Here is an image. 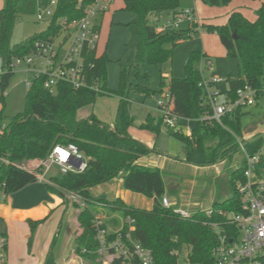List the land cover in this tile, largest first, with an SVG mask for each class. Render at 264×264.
I'll use <instances>...</instances> for the list:
<instances>
[{
  "label": "trees",
  "instance_id": "1",
  "mask_svg": "<svg viewBox=\"0 0 264 264\" xmlns=\"http://www.w3.org/2000/svg\"><path fill=\"white\" fill-rule=\"evenodd\" d=\"M232 1L200 0L205 6L217 8L227 7ZM251 1L260 2L254 11V20H248L240 11L232 10L227 14L224 25L203 26L207 32L217 34L227 58L239 61L240 73L228 75L226 79L228 89L222 96L227 101H234L237 91L245 86L254 91L255 100L264 94V0ZM50 2L3 0L0 10V184L4 185L5 192L8 195L14 194L36 183L33 172L18 169L13 164L43 161L55 147L72 144L87 160L85 171L80 174H58L52 178L55 186L46 185V190L57 195L65 204H68V199L64 191L77 194L88 204L87 208L81 209L75 216L81 230L75 239V252L86 264H102L101 257L96 254L97 244L92 226L93 216L99 213L95 205L104 209L103 216L107 226L112 229L118 227L124 218L131 217L134 220L135 239L151 251L154 264H177L174 254L183 249L188 250V259L193 264H215L211 253L218 245V232L228 235L236 232L221 213L243 212V202L236 189L243 177V166L230 174L228 196L212 203L210 216L205 211H197L190 218L184 219L175 213V206H162L161 199L165 194L162 172L158 168L137 165L136 162L150 151L129 134V129L134 125L130 94L140 95L143 100H147L159 95L165 86L161 80L158 89L151 88L149 75L141 71L142 66L163 65L170 61L173 48L187 40L190 32L194 31L192 28L187 32L181 29L164 34L155 31L159 21L152 24L151 19L158 20L163 15L168 17L179 11V0H122V10L135 17L137 42L134 61L130 66L121 68L115 91L107 89L106 53H98L97 48L90 60L95 64L94 74L101 82L100 94L86 89L75 90L66 84H59L55 92L50 94L43 88V81H35L26 92L23 112L4 123V94L14 75L10 67L13 59L27 54L36 40L57 33L61 26L60 20L79 19L84 8L94 0H56L54 15L46 30L11 46L10 38L16 19L22 15H34L37 7H46ZM234 34L236 38H233ZM203 55L200 52L190 54L184 67L186 85L180 90L179 97L172 91V85L169 88L171 112L173 99L179 100L186 109L187 118L195 121V126L189 135L172 129L167 130V133L185 145L187 155L197 151L205 164L211 166L223 161L238 148V141L246 142L241 128L244 108L225 116L221 124L208 119L210 112L198 87L200 74L196 64ZM100 96H115L119 99L112 126L100 121L93 113L86 119L78 120L77 112L93 105ZM262 124L264 126V119ZM162 126L163 120L159 116L156 120L147 118L138 128L158 136ZM263 144L264 138H257L246 143L244 149L252 155ZM259 168L264 169V156ZM121 173L123 188L153 200L151 209L127 206L120 198L107 200L103 195L92 196L91 189L112 182ZM47 219L48 216L36 222L28 220L29 250L37 227ZM84 249L87 253H82ZM257 261L258 264H264V255L258 257ZM44 264L59 263L53 253L49 252Z\"/></svg>",
  "mask_w": 264,
  "mask_h": 264
},
{
  "label": "rangeland",
  "instance_id": "2",
  "mask_svg": "<svg viewBox=\"0 0 264 264\" xmlns=\"http://www.w3.org/2000/svg\"><path fill=\"white\" fill-rule=\"evenodd\" d=\"M109 1L112 3L110 12L104 16L100 14L94 18L92 26L97 27L100 32L98 53H102L104 48H106L107 89L115 91L118 87V76L121 68L130 66L134 61L137 37L134 15L125 13L122 10V0ZM2 7L3 0H0V10ZM258 7V2L251 0H233L231 4L223 8L205 6L200 0H179V10H193L195 17L199 21V27L190 32V37L187 40L178 43L173 48L170 61L163 65L142 66L141 71L149 75V86L153 89H158L161 80H163L167 85H172V91L177 93L179 97L181 95L180 90L186 85L184 67L189 56L192 52H200L211 61V71L204 66L205 78H209L212 75L213 78L220 80V82L211 87V91L221 94L222 97L228 89L226 83L228 75L240 73L239 61L227 58L225 49L221 45L217 34L207 32L203 26L224 25L227 13L234 9H238L248 20L252 21L255 18L254 11ZM122 13L124 19H130L126 20L124 24L110 22L112 14ZM163 17L166 19L165 15ZM164 18L160 21L163 22ZM151 22L152 24L158 23L156 19H151ZM48 24L49 19L37 20L35 15L20 16L15 21L10 45H18L28 38L45 31ZM181 29L187 32L191 27L187 22H184ZM13 72L14 75L6 90L5 104L2 112L4 123H7L15 115L22 113L25 107V95L27 92L24 83L25 75L18 69H14ZM130 99L132 101L136 99L143 100L140 95L134 93L130 94ZM157 99L158 95L148 98L145 102L146 108L155 109ZM118 102L119 99L115 96L97 97L93 105L84 107L77 112V118L82 120L90 113H94L105 124L110 123L112 117H114ZM132 105L131 113L134 117V126L138 128L143 118V111L137 105ZM242 112L244 116L241 119V128L243 139L247 140L249 136H253L264 129L262 124V120L264 119V94L255 100L253 106L242 109ZM175 126L176 131L188 135L195 126V121L181 117L180 119H176ZM167 130L169 129L163 125L160 134L155 136L152 142L154 152L146 155L143 158V162L147 167H158L161 169L166 183V191L169 197L172 198V206L177 205L178 209L191 214L210 209L214 200L225 199L228 196L230 174L241 168L244 163V154L239 148L240 145L229 153L221 163L216 164L215 168L206 165L204 159L197 151H191L187 155L185 145L176 138L169 136ZM141 133L142 135L147 134L146 132ZM46 176L47 178L58 176V169L52 167ZM52 178H50V181L54 184ZM45 188L46 185H38V183L29 185L18 193L10 194L4 205H10L12 209L29 210L47 200L48 193H51L46 191ZM91 190L92 196L100 195V192L106 193V191H111L114 196L121 197L130 207L137 209L149 210L153 203L151 199L125 190L122 186V173L112 182L99 185ZM51 195L58 197L55 194ZM65 197L69 199L67 195ZM60 204L64 208L68 205L62 199ZM76 205L69 207V210H67L69 220L67 219L66 223L63 224L58 234L59 238L49 246V248H52L53 256L59 264H83L79 254L75 252V239L78 236L79 226L75 217H73V220L71 219L73 213L81 210L80 206ZM94 208L98 210V214L103 216V208H101L103 211L96 205ZM68 228L71 229L70 234L67 233ZM9 244H11V241ZM185 251L188 252L187 249H184L182 255L186 253Z\"/></svg>",
  "mask_w": 264,
  "mask_h": 264
},
{
  "label": "built area",
  "instance_id": "3",
  "mask_svg": "<svg viewBox=\"0 0 264 264\" xmlns=\"http://www.w3.org/2000/svg\"><path fill=\"white\" fill-rule=\"evenodd\" d=\"M109 5V0H94L84 8L79 19L60 20L61 26L57 33L36 40L27 54L13 59L10 67L12 70L18 69L25 75L27 91L32 88L35 81H43V88L50 94L55 92L59 84L69 85L75 90L86 89L97 94L102 92L101 82L94 74L95 64L90 60L91 54L97 51L100 41L99 29L92 26V21L98 15L107 12ZM55 8L56 0H51L48 6L37 7L34 15L37 20L50 21ZM184 22L194 30L199 27L193 10H179L163 22H159L155 31L160 34L178 31ZM204 66L211 71V61L205 55L197 63L200 74L198 87L209 108V120L221 124L225 116L233 114L237 109L254 105L255 93L248 86L237 91L234 101H227L221 94L212 92L211 87L220 80L213 78L212 75L205 78ZM170 103L171 91L164 88L158 95L156 111L162 117L163 125L176 131V117L171 112ZM238 142L244 154V163L243 177L236 189L243 202V212L221 213L226 222L234 226L236 232L234 235H228L217 231L218 245L211 253L215 264H258L257 258L264 255V169L259 168L264 156V144L250 155L245 151L244 143ZM4 163L8 164L7 161ZM13 165L18 169L33 172L36 183L55 186L46 176L52 167H56L60 175L80 174L85 171L87 160L74 145L69 144L55 147L43 161L34 160ZM63 193L69 198L70 206L77 204L81 209L88 207L77 194L65 191ZM8 196L4 185L0 184V204L4 203ZM161 204L164 208L171 207L164 196ZM175 213L184 219L193 215L180 209H176ZM205 214L210 216L212 210L205 211ZM92 226L97 244L96 254L101 257L102 264H154L151 251L135 239L134 220L131 217L124 218L118 227L112 229L107 226L105 217L95 214ZM213 228L217 230L215 225ZM183 250L174 254L177 264H193L188 259L187 251L182 255ZM82 253L87 251L84 249ZM6 261L7 238L0 232V264H6Z\"/></svg>",
  "mask_w": 264,
  "mask_h": 264
},
{
  "label": "crops",
  "instance_id": "4",
  "mask_svg": "<svg viewBox=\"0 0 264 264\" xmlns=\"http://www.w3.org/2000/svg\"><path fill=\"white\" fill-rule=\"evenodd\" d=\"M111 5H112V3L110 2L109 9L107 12H105L103 14V16L106 13L110 12V6ZM258 6H260V2H258ZM122 9H123V3H122ZM234 10H238V9H234ZM125 13H128V12H125ZM128 14H131V13H128ZM122 15H123V13L122 14H112L111 15L112 19L110 22H118L119 24H124L126 22V20L130 19V18L124 19V16H122ZM131 15H133V14H131ZM163 18L164 17L161 16L157 21L161 22L160 20ZM166 18H167V16H166ZM103 52L106 53V48H104ZM164 88H170V84L167 85L165 83ZM145 102H146V100L141 101V99H139V100L136 99L132 103V104L137 105L138 108H140L143 111V118H142L141 122L139 123V126L141 124H144L146 122L147 118H150L152 120H156L159 117V114L156 111V107H155V109L146 108ZM117 106H118V104H117ZM117 106H116V109H117ZM171 108L173 110V113H174L176 119H180L181 117L183 119L187 118L186 109H184V107L182 106V104L179 100L173 99ZM89 115H87V117ZM115 115H116V111H115L114 117H112L110 123H107L108 125L112 126L114 119H115ZM131 115H132V113H131ZM78 120H80V119H78ZM99 120L102 121L101 119H99ZM141 132H146L148 135L147 134L142 135ZM259 133H264V129H262V131H259ZM129 134L133 139L143 143L149 149L150 153L154 152L153 151L154 149L152 148V142L154 141L155 136L153 134L149 133L148 131L140 130L139 128H137V126H134V125H133V127H131L129 129ZM189 134H190V132L188 133V135ZM250 138H252V136L248 137V139H250ZM143 158L144 157L140 158L136 163L139 166L147 167L143 162ZM221 162L222 161H219L218 163H221ZM215 166H216V164L211 165V167H215ZM159 170H161V169H159ZM217 172H219V171H217ZM48 178L50 179V178H52V176H50ZM162 178H163V183H164V188H165L164 197H166L168 199L170 205L172 206V203H171L172 198L169 197V195L166 191L167 188H166V183L164 181L163 173H162ZM38 185H41V184H38ZM18 192H20V191H18ZM18 192H16V193H18ZM100 195H103L107 200H114V199L120 198L127 206H129L126 203V201H124L121 197L114 196L111 193V191H106V193L100 192ZM100 195H97V196H100ZM6 201L4 203H6ZM152 202H153V200H152ZM4 203L0 204V232L2 234H4L7 238V261H6V264H17V263L18 264H44L46 256L48 255L49 252H52V248H49V246L52 244V242H55L56 239L59 238L58 234H59L60 230L62 229L63 224L66 223V221L68 219V215H67L68 211L67 210H69V207H73V206H70L68 204L67 207L64 208L60 204L61 199H59L58 197L51 195L49 193H48L46 201H43L40 205H37V206H35L29 210L12 209V207L10 205H4ZM175 207L178 209L177 205H175ZM100 210L103 211L102 209H100ZM201 211H205V210H201ZM76 214H77V212L73 213V215L69 214L72 216L71 217L72 220H73V217L76 216ZM191 214H194V213H191ZM99 215H101V214H99ZM47 216H48V219L44 223H42L41 225H39L37 227L31 248L29 250L28 246H27L28 239L30 236V228H29V225L27 223L28 220L36 222V221L43 220ZM105 220H106V218H105ZM78 231L79 232L77 233V235L80 234L81 230L79 229ZM67 233L68 234L71 233L70 228L67 229ZM10 241H11V244H9ZM71 251H72V249H71ZM80 260L83 264H86L83 261V259L80 258ZM73 262H74V260H73Z\"/></svg>",
  "mask_w": 264,
  "mask_h": 264
},
{
  "label": "water",
  "instance_id": "5",
  "mask_svg": "<svg viewBox=\"0 0 264 264\" xmlns=\"http://www.w3.org/2000/svg\"><path fill=\"white\" fill-rule=\"evenodd\" d=\"M233 38H236V35H235V34L233 35ZM257 138H264V133H261L258 137L250 138V139L246 140V142L244 143V145H245L246 143L253 142V141L256 140Z\"/></svg>",
  "mask_w": 264,
  "mask_h": 264
}]
</instances>
